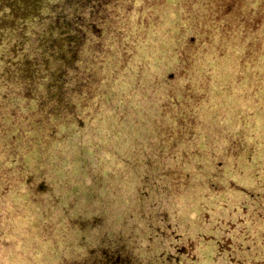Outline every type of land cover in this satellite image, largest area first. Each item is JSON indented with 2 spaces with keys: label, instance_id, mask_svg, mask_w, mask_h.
Wrapping results in <instances>:
<instances>
[{
  "label": "rangeland",
  "instance_id": "obj_1",
  "mask_svg": "<svg viewBox=\"0 0 264 264\" xmlns=\"http://www.w3.org/2000/svg\"><path fill=\"white\" fill-rule=\"evenodd\" d=\"M9 15L0 79L33 62ZM108 35L75 116L0 81V264H264V0H126Z\"/></svg>",
  "mask_w": 264,
  "mask_h": 264
},
{
  "label": "trees",
  "instance_id": "obj_2",
  "mask_svg": "<svg viewBox=\"0 0 264 264\" xmlns=\"http://www.w3.org/2000/svg\"><path fill=\"white\" fill-rule=\"evenodd\" d=\"M11 1L16 0H0V16L5 18L11 14L12 22L8 27L19 36L17 48L23 53L28 52L24 57L32 58L33 62L29 72L6 69L10 78L2 77L0 81L18 94L32 95L45 113L66 115L72 112L75 116L74 101L81 104L89 98L100 80L98 64L105 51L101 41L110 33L113 20L126 0H29L36 5L15 15L8 12ZM236 34L237 37L240 35ZM254 37L248 35L246 42ZM150 82L156 96L158 89H163L162 94L167 96L174 92L172 83L164 85L158 77H153ZM87 83L94 85L92 91ZM70 262L65 260L64 264Z\"/></svg>",
  "mask_w": 264,
  "mask_h": 264
}]
</instances>
